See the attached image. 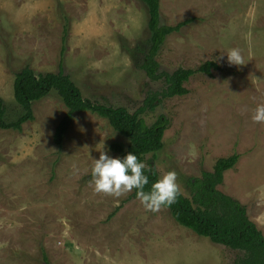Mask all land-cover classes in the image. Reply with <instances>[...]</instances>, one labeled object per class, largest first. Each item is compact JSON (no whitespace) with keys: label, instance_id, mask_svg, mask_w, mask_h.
<instances>
[{"label":"rangeland","instance_id":"374dc122","mask_svg":"<svg viewBox=\"0 0 264 264\" xmlns=\"http://www.w3.org/2000/svg\"><path fill=\"white\" fill-rule=\"evenodd\" d=\"M160 21L176 24L156 60L159 70L195 69L213 61L210 75L195 72L187 93L164 98L142 114L147 124L169 119L163 146L145 155L158 178L188 179L215 160L240 156L218 189L244 205L264 236V124L251 115L264 103V0H159ZM66 32L64 33V28ZM65 36L63 72L91 101L134 112L163 87L140 68L149 47L147 11L140 0H0V98L5 121L22 114L13 97L15 74L57 72ZM238 48L242 65H230ZM33 119L20 130L0 128V264H234L240 251L209 242L178 224L166 207L146 211L132 191L95 193L91 167L99 150L127 139L89 111L72 114L60 147L54 130L67 111L50 91L32 102ZM196 236L204 246L190 242ZM189 238V240L187 239Z\"/></svg>","mask_w":264,"mask_h":264},{"label":"trees","instance_id":"16d2710c","mask_svg":"<svg viewBox=\"0 0 264 264\" xmlns=\"http://www.w3.org/2000/svg\"><path fill=\"white\" fill-rule=\"evenodd\" d=\"M140 1L146 7L149 31V47L140 68L150 80L162 81L161 90L147 93L142 105L132 113L123 107L105 105L84 98L69 75L63 72L62 56L65 42L63 35L57 72L35 74L28 65H25L15 74L12 84L13 97L22 114L12 121H5V109L0 98V128L20 130L25 121L33 119L32 102L43 98L52 90L58 94L67 108L54 130L53 141L57 147L61 145L63 135L71 123L72 114L89 111L105 118L113 130L127 139L125 148L120 145L111 146L118 152V157L122 158L132 152L138 160L144 162L146 154L159 151L163 146V133L169 119L159 115L154 122L147 124L142 114L153 111L164 98L186 94L184 83L192 74L201 72L210 75V70L217 68V65L209 60L195 69L179 67L170 73L159 70L156 55L161 45L167 35L178 32L189 19L173 25L162 23L159 0ZM239 156L237 152H233L227 157L217 158L211 170H203L199 177L188 179L190 197L180 193L172 205L163 207L169 210L171 217L178 224L189 228L197 235L206 236L214 243L240 251L241 256L237 257L234 264H264L263 234L248 218L244 205L217 188L222 183L224 171L233 168ZM146 169L145 174L149 183L145 185L144 191H149L151 184L158 179V173L154 166H146ZM131 196L136 197L135 189L132 190ZM42 257L44 263L48 264L44 252Z\"/></svg>","mask_w":264,"mask_h":264},{"label":"clouds","instance_id":"9594fccd","mask_svg":"<svg viewBox=\"0 0 264 264\" xmlns=\"http://www.w3.org/2000/svg\"><path fill=\"white\" fill-rule=\"evenodd\" d=\"M227 61L230 65H242L243 58L238 48L229 49ZM254 123L264 124V103L257 104L252 112ZM99 150V158L94 159L91 167V181L95 193H104L113 197L136 190V197L146 211L157 212L162 206L172 205L180 195L177 173L167 171L151 184L149 191H144L149 183L145 163L129 152L124 157H111Z\"/></svg>","mask_w":264,"mask_h":264},{"label":"crops","instance_id":"0c3cea01","mask_svg":"<svg viewBox=\"0 0 264 264\" xmlns=\"http://www.w3.org/2000/svg\"><path fill=\"white\" fill-rule=\"evenodd\" d=\"M228 195V194H227ZM192 231V230H191ZM193 232V231H192ZM193 233H195V232H193ZM196 234V233H195ZM190 238H191V240H190V242L191 243H193V245H196V246H204L205 247V245H203V243H205L206 241H208L209 240V242H212L208 237V240H205V241H201V240H199V238H197L196 236H193V235H190ZM188 240H189V238H187ZM212 243H214V242H212ZM215 244V243H214ZM217 244V243H216Z\"/></svg>","mask_w":264,"mask_h":264}]
</instances>
